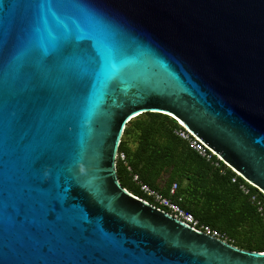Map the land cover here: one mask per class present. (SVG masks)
<instances>
[{
	"label": "water",
	"instance_id": "1",
	"mask_svg": "<svg viewBox=\"0 0 264 264\" xmlns=\"http://www.w3.org/2000/svg\"><path fill=\"white\" fill-rule=\"evenodd\" d=\"M145 113L264 195V0H0V264H264L122 187Z\"/></svg>",
	"mask_w": 264,
	"mask_h": 264
},
{
	"label": "trees",
	"instance_id": "2",
	"mask_svg": "<svg viewBox=\"0 0 264 264\" xmlns=\"http://www.w3.org/2000/svg\"><path fill=\"white\" fill-rule=\"evenodd\" d=\"M178 128L173 118L157 113L139 115L127 124L118 153L125 154L130 171L119 157L116 160L122 187L147 200L132 181V175H137L142 183L168 196L169 190L161 192L150 181L157 174H167L169 189L177 184L175 199L180 198V205L195 218L223 233L235 247L264 250V196L224 164L216 168L191 151L174 134ZM241 184L248 188V194L239 190ZM251 196L260 202L261 213L250 202Z\"/></svg>",
	"mask_w": 264,
	"mask_h": 264
},
{
	"label": "built area",
	"instance_id": "3",
	"mask_svg": "<svg viewBox=\"0 0 264 264\" xmlns=\"http://www.w3.org/2000/svg\"><path fill=\"white\" fill-rule=\"evenodd\" d=\"M177 122V121H176ZM180 128L174 131V134L181 140L187 143L188 148L196 153L200 158L207 162H210L214 167L218 168L220 163H225L220 160L215 154H213L208 148H206L195 136H193L186 128H184L179 122H177ZM124 163L128 171L130 167L126 163V156L123 153H118L117 158ZM116 158V160H117ZM226 166V165H225ZM227 167V166H226ZM229 168V167H227ZM234 172L231 168H229ZM223 172V171H221ZM235 173V172H234ZM236 176L240 177L237 173ZM241 178V177H240ZM132 181L138 186L139 191L147 198L146 203L154 206L155 208L166 212L175 219L179 220L183 224L190 227L192 230L202 233L204 235L216 238L218 240L229 243V239L220 231L212 228L210 225L202 223L199 219L195 218L194 215L188 210L184 209L180 205V198L175 199L177 184L173 183L169 189L168 196H163L159 191L151 188L149 185L142 183L137 175H132ZM244 181V180H243ZM231 182H235V178L231 179ZM247 183L246 181H244ZM248 184V183H247ZM249 185V184H248ZM239 190L243 194H248V188L241 184L239 185ZM262 194V193H261ZM263 195V194H262ZM264 196V195H263ZM250 202L257 207L258 212H262V206L260 202L254 197H250Z\"/></svg>",
	"mask_w": 264,
	"mask_h": 264
},
{
	"label": "crops",
	"instance_id": "4",
	"mask_svg": "<svg viewBox=\"0 0 264 264\" xmlns=\"http://www.w3.org/2000/svg\"><path fill=\"white\" fill-rule=\"evenodd\" d=\"M150 149L151 148H149L148 152H150ZM167 179H168V175L167 174L160 173V174H157V176L152 177L150 181L153 180V185L156 188L160 189L161 192H165V191L169 190Z\"/></svg>",
	"mask_w": 264,
	"mask_h": 264
},
{
	"label": "bare ground",
	"instance_id": "5",
	"mask_svg": "<svg viewBox=\"0 0 264 264\" xmlns=\"http://www.w3.org/2000/svg\"><path fill=\"white\" fill-rule=\"evenodd\" d=\"M137 115H138V114H136V115H134V116H132V117H135V116H137ZM132 117H131V118H132ZM255 253H256V252H255Z\"/></svg>",
	"mask_w": 264,
	"mask_h": 264
},
{
	"label": "rangeland",
	"instance_id": "6",
	"mask_svg": "<svg viewBox=\"0 0 264 264\" xmlns=\"http://www.w3.org/2000/svg\"><path fill=\"white\" fill-rule=\"evenodd\" d=\"M122 141V140H121ZM117 155H118V152H117ZM117 155H116V158H117Z\"/></svg>",
	"mask_w": 264,
	"mask_h": 264
}]
</instances>
